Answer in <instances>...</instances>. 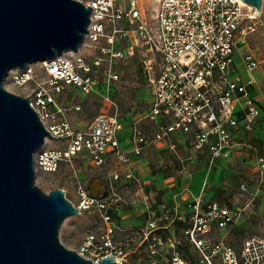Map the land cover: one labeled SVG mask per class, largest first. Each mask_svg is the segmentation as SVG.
<instances>
[{
  "label": "built area",
  "instance_id": "2783aa9c",
  "mask_svg": "<svg viewBox=\"0 0 264 264\" xmlns=\"http://www.w3.org/2000/svg\"><path fill=\"white\" fill-rule=\"evenodd\" d=\"M88 6L90 24L78 53L43 61L46 80L29 67L9 76L22 87L35 84L22 97L29 99L51 135L35 155L36 173L52 175L72 168L77 177L72 205L80 214L95 209L102 220L101 231L88 234L76 252L93 264H102L107 256L114 257L115 264H128V257L137 253L145 264H250L248 257L257 253L253 243L246 244L241 257L220 235L232 232L240 214L209 199L207 181L187 207L155 206L145 180L132 169L129 152L120 148L124 123L118 106L113 103V113L99 114L85 130H76L59 96L69 87L85 95L99 88V78L91 76L82 55L88 41L98 53L93 67L109 80H119L117 62L138 58L151 102L131 125L132 152L142 156L149 147L167 142L181 160L171 138L182 134L192 138L197 152L207 149L213 167L229 157L235 133L252 131L264 120V104L248 97L253 81L242 76L260 65L250 46L258 29L257 9L242 0H160L153 18H148L139 0H90ZM144 120L154 128L151 136ZM110 154L118 168H110ZM78 160H88L101 176L98 195L78 181ZM135 205H142L145 220L121 227L119 214Z\"/></svg>",
  "mask_w": 264,
  "mask_h": 264
},
{
  "label": "water",
  "instance_id": "95a60500",
  "mask_svg": "<svg viewBox=\"0 0 264 264\" xmlns=\"http://www.w3.org/2000/svg\"><path fill=\"white\" fill-rule=\"evenodd\" d=\"M84 1L0 0V264H93L60 240L65 220L80 215L65 190L36 185L35 155L50 133L29 99L4 87L11 70L79 52L92 11ZM242 1L262 15L263 0ZM100 189L96 179L90 192Z\"/></svg>",
  "mask_w": 264,
  "mask_h": 264
},
{
  "label": "rangeland",
  "instance_id": "374dc122",
  "mask_svg": "<svg viewBox=\"0 0 264 264\" xmlns=\"http://www.w3.org/2000/svg\"><path fill=\"white\" fill-rule=\"evenodd\" d=\"M159 1H140L148 18H153ZM94 46L93 42L88 41L82 55L90 64L91 76L99 78V88L91 95H85L75 88H65L59 96V101L64 107H68L67 118L76 130H85L99 114L113 113V103L118 106L124 126H129L132 119L137 120L143 117L151 102L140 60L135 58L127 63L117 62L114 70L119 75V80L112 81L106 77L102 69L93 67L95 56L98 55ZM250 46L260 65L251 75L243 71L242 76L245 81H253L248 87V97L254 103L262 105L264 104V0L262 15L258 19V29L251 36ZM36 65L37 63H34L29 66L35 69L40 79L46 80L47 76L40 68L41 64ZM239 67L242 68V65L240 64ZM4 87L13 94L24 96L31 92L35 84L31 82L27 87H22L16 85L13 78L9 77L5 80ZM77 106L80 107L78 111L74 108ZM127 136H130V131L126 128L119 133L118 137L124 139ZM194 151V147H181L178 150L181 155L180 160L170 149L164 150L160 153L158 161L150 166V170L153 174L166 173L165 179L175 176L174 184L181 182L180 172L185 176L195 171L204 172L203 181H207V190L211 191L212 197L240 214V219L232 232L225 236L226 231L224 233L220 231V235L227 239L241 257L244 256L246 244L253 243L257 253L248 257L250 264L252 262L264 264V162H260L264 159V120L257 123L252 131H239L234 134L229 157L224 163L213 167H210L208 160L193 164ZM75 166L79 168L76 173L78 181L90 187L98 176L92 164L88 160H78ZM75 176L72 168H63L52 175L37 172L36 185L45 193L55 189H66L67 199L76 203L77 177ZM174 184L172 185L175 186ZM102 227L99 213L92 209L65 220L59 237L67 248L76 251L88 234L99 233ZM121 227L124 226L121 225ZM128 264H145V262L137 253L128 257Z\"/></svg>",
  "mask_w": 264,
  "mask_h": 264
},
{
  "label": "crops",
  "instance_id": "0c3cea01",
  "mask_svg": "<svg viewBox=\"0 0 264 264\" xmlns=\"http://www.w3.org/2000/svg\"><path fill=\"white\" fill-rule=\"evenodd\" d=\"M134 119L130 121L129 126H124V129L127 128V130L130 131V136H127L124 139H121L118 137L120 148L124 151L129 152V156L132 159L133 165L132 169L133 171L141 176L147 186V190L151 192L153 196V202L155 206L158 205H168L171 207H187L190 203L194 202V200L200 195L202 190V184L203 180L205 179V173L202 171H195L193 174L191 173L189 176L183 175L182 172H180L181 182L174 184V178L169 177L165 179L166 173H156L153 174L151 172L150 166L158 161V157L160 156V153L164 150L169 149V143H160L157 145H153L149 147L146 151V153L142 156H136L132 152V145H131V125L133 123ZM144 129L146 131L147 136H151L153 134L154 128L150 121L144 120L143 122ZM171 142L174 143L177 147V153L178 150L181 147L187 148V147H193L192 144V138L187 135H174L171 138ZM208 151L207 149H204L202 151L197 152L194 151V157H192V163H198V162H205L208 160ZM179 157L181 158L180 153H178ZM109 165L110 168H116L117 162L113 154L109 155ZM225 160L219 162L224 163ZM118 168V167H117ZM97 179H100L101 176H97ZM212 178H214V175H212ZM175 186H173L172 184ZM210 181V185H211ZM66 190V189H65ZM67 192V190H66ZM207 197L209 199H213L218 201L217 199H214L212 197L211 191L209 189L207 190ZM221 203L220 201H218ZM223 206H226L225 204L221 203ZM142 205H135L131 209H126L125 211L121 212L119 214L118 220L120 224L124 227L128 226H138L142 224V222L145 220L146 216L143 215L142 211ZM228 207V206H227ZM182 228H177V234L179 236L182 235Z\"/></svg>",
  "mask_w": 264,
  "mask_h": 264
},
{
  "label": "bare ground",
  "instance_id": "6f19581e",
  "mask_svg": "<svg viewBox=\"0 0 264 264\" xmlns=\"http://www.w3.org/2000/svg\"><path fill=\"white\" fill-rule=\"evenodd\" d=\"M139 1H141V0H139ZM89 2H90V0H89V1H84L83 3H84L87 7H89V6H88ZM248 6H249V5H248ZM249 7H250V6H249ZM250 8H251V9H254V7H250ZM85 38H86V37H85ZM85 38H84V41H83L82 46L85 44ZM82 46H81V47H82ZM81 47H80V48H81ZM67 53H68V55H74V54H76L75 52H72V51L67 52ZM67 53H65V54H67ZM65 54H63V55H61V56H64ZM61 56H60V57H61ZM34 63H40V64H42L41 66H44L42 62H34ZM34 63H31V64H34ZM29 65H30V64H29ZM29 65H27L26 68H28V67L30 68L31 66H29ZM26 68H25V69H26ZM17 72H20V71L17 70V69H14V70L9 71L8 75L15 74V73H17ZM7 77H8V76H7ZM6 79H7V78H6ZM6 79H5V80H6Z\"/></svg>",
  "mask_w": 264,
  "mask_h": 264
}]
</instances>
